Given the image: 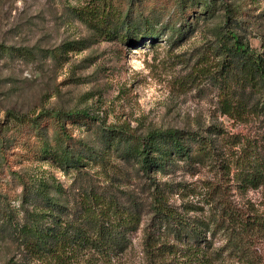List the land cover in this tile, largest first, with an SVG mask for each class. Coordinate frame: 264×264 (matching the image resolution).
<instances>
[{"label":"rangeland","instance_id":"374dc122","mask_svg":"<svg viewBox=\"0 0 264 264\" xmlns=\"http://www.w3.org/2000/svg\"><path fill=\"white\" fill-rule=\"evenodd\" d=\"M228 30L261 51L264 0H0V264H145L142 231L110 260L89 251L39 259L26 248L22 226L51 215L74 220L90 189L135 203L140 227H152L157 200L188 217L225 202L264 215V182L244 186L233 165L241 146L264 160V115H228L221 106L223 90L237 101L243 89L224 78L213 52ZM258 94L248 88L242 99ZM168 130L211 139L213 157L146 174L107 142ZM64 149L80 163L61 165ZM47 200L62 213L51 214ZM223 243L219 236L216 246ZM255 250L264 264V239Z\"/></svg>","mask_w":264,"mask_h":264},{"label":"trees","instance_id":"16d2710c","mask_svg":"<svg viewBox=\"0 0 264 264\" xmlns=\"http://www.w3.org/2000/svg\"><path fill=\"white\" fill-rule=\"evenodd\" d=\"M99 24L101 30L110 32V22ZM148 34L150 39L156 37ZM214 48V55L220 59L218 68L224 72V78H237L243 88L240 91L243 96L237 101L232 91L223 90L221 106L224 114L252 112L264 115V94H261L264 89V44L258 51L236 32L228 30L220 33ZM248 88L251 92L257 90L259 94L243 101ZM58 122L65 137L61 119ZM117 137V142L112 138L107 142L111 141L112 145L109 144L123 157L136 160L146 174L150 169L155 170L154 173H164L177 160L185 164H203L214 155L212 140L200 138L195 133L156 131L131 142L121 135H115ZM233 138L230 140L241 142L237 137ZM239 150L233 162L237 170L235 174L244 186L257 187L264 182V160L252 148L241 146ZM81 158L76 156L74 159L70 151L64 149L60 164L74 166L80 163ZM81 202V208L74 213L72 221L51 215L47 224L22 226L19 233L26 248L39 259L51 257L61 260L80 251H89L110 260L128 253L133 236L142 231L145 264H225L224 255H231L239 261L243 259L248 264H258L255 244L264 239V215L248 214L225 202L217 213L212 212L205 218L188 217L157 200L154 205L156 220L152 227H140L141 210L135 203L127 207L93 189L83 194ZM45 206L51 214L62 213L64 209L52 200L45 201ZM40 218L43 223L47 216ZM219 236L223 237L224 243L217 247L215 243Z\"/></svg>","mask_w":264,"mask_h":264}]
</instances>
